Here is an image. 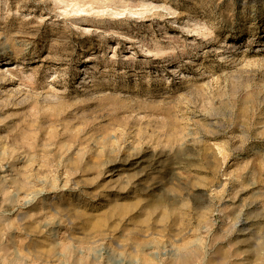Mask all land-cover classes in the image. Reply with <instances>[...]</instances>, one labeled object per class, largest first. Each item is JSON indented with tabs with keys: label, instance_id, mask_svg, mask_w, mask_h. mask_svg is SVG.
<instances>
[{
	"label": "rangeland",
	"instance_id": "374dc122",
	"mask_svg": "<svg viewBox=\"0 0 264 264\" xmlns=\"http://www.w3.org/2000/svg\"><path fill=\"white\" fill-rule=\"evenodd\" d=\"M0 264H264V0H0Z\"/></svg>",
	"mask_w": 264,
	"mask_h": 264
},
{
	"label": "bare ground",
	"instance_id": "6f19581e",
	"mask_svg": "<svg viewBox=\"0 0 264 264\" xmlns=\"http://www.w3.org/2000/svg\"><path fill=\"white\" fill-rule=\"evenodd\" d=\"M9 75V74H8ZM3 78V77H2ZM48 96V95H47Z\"/></svg>",
	"mask_w": 264,
	"mask_h": 264
}]
</instances>
